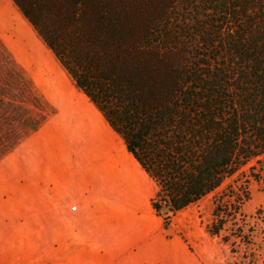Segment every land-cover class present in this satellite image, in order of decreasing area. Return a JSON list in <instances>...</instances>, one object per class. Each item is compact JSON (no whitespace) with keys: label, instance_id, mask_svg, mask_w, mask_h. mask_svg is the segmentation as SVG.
I'll use <instances>...</instances> for the list:
<instances>
[{"label":"trees","instance_id":"16d2710c","mask_svg":"<svg viewBox=\"0 0 264 264\" xmlns=\"http://www.w3.org/2000/svg\"><path fill=\"white\" fill-rule=\"evenodd\" d=\"M13 1L155 181L165 226L214 194L207 233L231 254L252 244L242 207L264 182V0Z\"/></svg>","mask_w":264,"mask_h":264},{"label":"crops","instance_id":"0c3cea01","mask_svg":"<svg viewBox=\"0 0 264 264\" xmlns=\"http://www.w3.org/2000/svg\"><path fill=\"white\" fill-rule=\"evenodd\" d=\"M30 26L0 0L6 48L54 65L31 44ZM67 100L63 121L41 124L0 160V264H217V250L188 248L189 229L165 226L151 205L157 184L94 104ZM191 222L196 245L217 240Z\"/></svg>","mask_w":264,"mask_h":264},{"label":"rangeland","instance_id":"374dc122","mask_svg":"<svg viewBox=\"0 0 264 264\" xmlns=\"http://www.w3.org/2000/svg\"><path fill=\"white\" fill-rule=\"evenodd\" d=\"M30 30L31 44L46 53L54 65L43 68L36 64L33 56L6 48L0 39V160L41 124L63 121L64 112L69 106L68 97L87 110L92 109V103L74 85L32 26ZM249 187L250 199L243 205L242 211L246 215V228L254 229L253 243L248 247L242 245L236 254H231L229 247L218 238L210 239L206 235L197 245L193 241L191 220L198 217L200 221L206 222L210 218L214 194L177 212L172 216L170 223L175 228L179 225L189 229L185 241H189L187 245L190 250L197 247L209 255L217 250V264H234L242 261V254L251 252L256 253V263L263 264L264 182L251 180ZM43 258L52 259V253L45 251Z\"/></svg>","mask_w":264,"mask_h":264},{"label":"built area","instance_id":"2783aa9c","mask_svg":"<svg viewBox=\"0 0 264 264\" xmlns=\"http://www.w3.org/2000/svg\"><path fill=\"white\" fill-rule=\"evenodd\" d=\"M71 209H75V205H72V206H71Z\"/></svg>","mask_w":264,"mask_h":264},{"label":"bare ground","instance_id":"6f19581e","mask_svg":"<svg viewBox=\"0 0 264 264\" xmlns=\"http://www.w3.org/2000/svg\"><path fill=\"white\" fill-rule=\"evenodd\" d=\"M39 264V263H38Z\"/></svg>","mask_w":264,"mask_h":264},{"label":"water","instance_id":"95a60500","mask_svg":"<svg viewBox=\"0 0 264 264\" xmlns=\"http://www.w3.org/2000/svg\"><path fill=\"white\" fill-rule=\"evenodd\" d=\"M165 211V210H164Z\"/></svg>","mask_w":264,"mask_h":264}]
</instances>
